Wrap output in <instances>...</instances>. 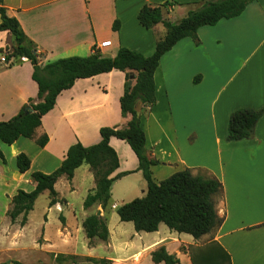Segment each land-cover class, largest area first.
<instances>
[{"label": "crops", "instance_id": "1", "mask_svg": "<svg viewBox=\"0 0 264 264\" xmlns=\"http://www.w3.org/2000/svg\"><path fill=\"white\" fill-rule=\"evenodd\" d=\"M164 1L173 5L163 9V17L175 22L200 0H3V6L6 15L15 17L35 43L43 64L90 55L104 40L111 44L100 50L103 56H115L120 47L151 55L165 28L161 23L143 27L137 13L144 4L154 6ZM115 20L117 29L112 27ZM215 25L198 28V44L185 37L161 56L154 72L156 102L143 108L141 127L146 152L158 162L150 166L154 182L189 168L194 175H212L222 183L223 193L216 202L222 218L219 228L195 239L163 223L156 231L136 232L121 221L116 208L144 193L146 181L128 143L113 136L109 145L117 154L118 167L112 176L129 173L112 183L107 210L97 204L84 208V198L95 188V181L89 165L82 163L71 180L61 176L55 182L59 201L50 205L48 191L39 194L46 192L48 201L42 208L38 233L30 236L28 244L24 233L29 213L24 225L19 223L21 215L10 220L11 198L20 189L29 192L34 188L33 171H54L74 142L96 144L101 127L125 124L119 104L125 73L113 69L78 78L57 95L53 108L35 129L36 137H48L43 147L25 137L10 145L0 141L4 156V160L0 158V264H12V260L47 264L31 263L22 257L25 252L42 260L50 255V264H57V255L76 256L80 261L86 257L105 259L107 264H163L151 260V252L159 247L176 255L178 264H192L188 248L212 240L229 254L231 264H264V114L250 138L226 140L233 111L264 105V0L252 1L239 16L221 19ZM11 44L9 32L0 31V57L4 56V45ZM31 73L32 65L26 58L10 66L0 61V121L16 115L36 96ZM20 152L30 159L25 172L16 167L15 156ZM91 214L105 217V241L94 237L89 244L83 221ZM51 225L54 238L60 242L57 248H52L49 240ZM68 263L73 264L72 260Z\"/></svg>", "mask_w": 264, "mask_h": 264}, {"label": "trees", "instance_id": "2", "mask_svg": "<svg viewBox=\"0 0 264 264\" xmlns=\"http://www.w3.org/2000/svg\"><path fill=\"white\" fill-rule=\"evenodd\" d=\"M254 0H200L191 4V8L183 17L175 22L163 17V9L173 5L164 1L159 5L144 4L137 13L138 22L145 28L161 23L165 34L155 43L154 51L149 56L126 48H118L115 56H103L91 53L87 56H68L41 63V54L37 52L35 43L30 40L15 17L6 15L3 0H0V31H8L12 44L5 52L6 65H14L25 57L32 65L31 77L37 85L35 97L29 98L18 113L8 120L0 121V141L12 144L19 137L32 139L36 145L43 147L48 137L42 134L35 136V129L41 123L44 114L50 111L57 95L70 88L76 79L88 78L109 72L113 69L125 73L123 94L119 98L120 112L126 122L122 126H103L99 129L100 141L96 144L83 146L79 141L71 144L60 165L50 173L33 171L30 175L35 183L34 188L26 192L18 190L12 196L7 215L13 222L21 215L20 225H24L27 214L32 210L40 193L48 191L49 204L58 200L54 184L61 176L71 180L74 170L82 163L89 165L93 172L95 188L83 201L84 208L94 204L107 210L110 204L112 183L129 172L112 173L118 167V157L109 145L110 137L124 140L138 160V169L146 181L144 195L120 204L116 213L121 221L131 222L136 232H152L160 223L170 230L190 234L195 239L205 234H212L222 223L218 216L216 202L222 196V183L212 175H194L189 168L176 171L167 178L154 182L150 166L157 160L151 159L145 149V134L141 127L143 108L156 102L154 72L159 65L161 56L169 51L180 39L190 37L198 44L197 30L202 26H213L221 19L239 16L246 6ZM118 28L115 20L112 26ZM2 50V51H3ZM32 111L24 113V108ZM264 114V105L259 109L240 108L233 111L228 119L226 140L237 141L252 136L257 120ZM0 158L4 156L0 150ZM19 172L29 169V157L20 152L15 156ZM83 228L89 244L97 237L103 241L108 238L106 219L91 214L83 221ZM192 264H231L229 254L217 241H210L201 247H189ZM196 252L193 253V250ZM56 261L70 259L73 264H107L108 260L84 258L77 261L76 256L55 257ZM154 263L178 264L174 254L168 253L164 247L151 252ZM13 264H23L12 260Z\"/></svg>", "mask_w": 264, "mask_h": 264}, {"label": "rangeland", "instance_id": "3", "mask_svg": "<svg viewBox=\"0 0 264 264\" xmlns=\"http://www.w3.org/2000/svg\"><path fill=\"white\" fill-rule=\"evenodd\" d=\"M220 24H223V23H220ZM215 26H220V25L217 24ZM249 42L251 43V40ZM4 46L7 50L10 49V47L8 45H4ZM4 52L5 51L3 50L2 53L5 54ZM143 195H144V193H140V194H138L137 197H141ZM47 201H48V196H47L46 192L39 195L37 197V199L35 200L33 210L29 212L30 223H29V226L27 227V229L25 230V233H24V235H26V236H24L26 243H27V241H29L28 239L30 238V236H33L35 233H38V228H39L38 227V221L40 220V218H42V208L47 203ZM127 224H129L133 228V225L131 222H128ZM54 232H55V228L51 225L48 228V233H50V239L49 240L53 241L51 247L57 248L60 245V242L54 238ZM25 253H26V255L22 256V257H25V259L32 261L31 263H42V261H45V263H47V264L51 263L50 262V258H51L50 255H48L49 257L48 258L46 257L45 260H42L43 258H40L35 254L34 255L29 254V256H30L29 257L27 255V252H25ZM15 255H17V253ZM20 255H22V254H20ZM68 260L70 261V259H62L61 261H57V264H69ZM77 261H80V260H77ZM52 264H53V261H52Z\"/></svg>", "mask_w": 264, "mask_h": 264}, {"label": "built area", "instance_id": "4", "mask_svg": "<svg viewBox=\"0 0 264 264\" xmlns=\"http://www.w3.org/2000/svg\"><path fill=\"white\" fill-rule=\"evenodd\" d=\"M110 44H111L110 40H104V41L100 42L99 44H96V45L93 47V53H98V52L100 53V50H101L102 48H104V47H108V46H110ZM21 59L24 60L25 57H22ZM0 61H1V62H5V57H4V56H1V57H0Z\"/></svg>", "mask_w": 264, "mask_h": 264}, {"label": "water", "instance_id": "5", "mask_svg": "<svg viewBox=\"0 0 264 264\" xmlns=\"http://www.w3.org/2000/svg\"><path fill=\"white\" fill-rule=\"evenodd\" d=\"M24 113L26 114V113H28V112H31L32 111V109H31V107H29V106H27L26 108H24ZM99 212V211H98ZM98 214V213H97Z\"/></svg>", "mask_w": 264, "mask_h": 264}]
</instances>
